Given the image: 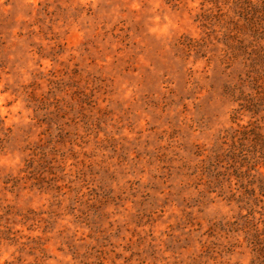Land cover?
<instances>
[{"label": "rangeland", "instance_id": "rangeland-1", "mask_svg": "<svg viewBox=\"0 0 264 264\" xmlns=\"http://www.w3.org/2000/svg\"><path fill=\"white\" fill-rule=\"evenodd\" d=\"M0 264H264V0H0Z\"/></svg>", "mask_w": 264, "mask_h": 264}]
</instances>
